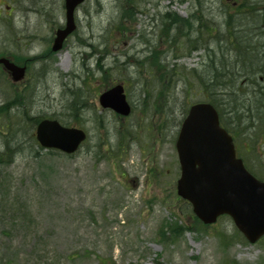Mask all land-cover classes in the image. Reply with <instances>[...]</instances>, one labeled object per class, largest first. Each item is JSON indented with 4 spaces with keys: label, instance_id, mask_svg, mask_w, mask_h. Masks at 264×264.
<instances>
[{
    "label": "rangeland",
    "instance_id": "rangeland-1",
    "mask_svg": "<svg viewBox=\"0 0 264 264\" xmlns=\"http://www.w3.org/2000/svg\"><path fill=\"white\" fill-rule=\"evenodd\" d=\"M194 1L203 12L201 17L218 30L228 14L235 11L233 0H86L76 12L77 30L59 52L43 62L34 61L29 82L11 88L9 78L0 72L3 90L0 102L7 96L14 98L15 89L17 94L31 85L37 101L29 108L32 115H56L63 123L77 125L89 135L88 141L73 156L42 151L35 157L33 153L39 150L31 139L35 129H29L23 121L20 129L14 118L3 117L5 130L13 123L12 139L22 142L23 152L12 163L0 165V264L7 259L10 264H101V261L106 264H224L226 260L264 264V240L251 244L241 234L235 235L236 227L230 217L220 219L206 232L186 231L176 242L162 243L158 235L166 220H175L177 215L189 220L192 215L176 198L180 169L173 137L190 98L198 99L194 89L188 94L189 84L180 75V68L183 74L184 68L201 66V54L206 49L201 46V51L193 49L190 56L176 58L169 46L176 48L185 41L161 36L162 14L170 10L189 17ZM2 2L0 52L44 54L55 30L64 25V0ZM128 7L135 11L132 21L123 16ZM244 18L245 25L239 27L245 28L246 34L256 31L263 20L261 16L255 22L251 17ZM199 30L204 46L213 44L209 58L218 49L219 39L223 46L227 45L224 31L219 30L221 36L213 39L205 29ZM84 44H94L95 51ZM145 47L147 51H143ZM154 50L179 73L167 90V99L161 102L162 113L156 114L157 84L151 63L146 62ZM165 51L170 52V57L163 55ZM257 51H261V46ZM178 52L184 53V45ZM248 54L240 57L243 63L248 64ZM97 62L105 69L104 77L97 69ZM261 64L264 69V62ZM45 67L44 76L41 73ZM199 71L204 80L208 79L204 70ZM232 73L233 84L227 87V92L239 94L236 81H241L243 76L236 69ZM247 73L256 78L257 71L252 75L251 70ZM197 75L196 72V78ZM166 80H169L168 74ZM126 81L133 112L121 118L111 110H104L97 95L116 82ZM260 84L264 85V79H260ZM92 85L97 91H93ZM153 85L152 97L147 98V90ZM80 87L88 104L81 119L75 122L64 106L70 96L68 88ZM219 91L221 88L217 87L215 93ZM218 98L225 100L221 95ZM245 98L244 106L249 107L253 95L248 93ZM235 104L236 101L229 107ZM150 122L154 125L152 128ZM119 131L125 137L133 133V139L116 153L114 149L121 138ZM3 140L1 134L0 146ZM108 141L112 144L111 150L105 145ZM258 153L264 159V149L258 148ZM248 158L249 164L258 169V159L251 154ZM153 167L155 176L151 174ZM189 223L194 224V220L191 218ZM219 230L221 233L217 235ZM223 234L232 241L229 247L221 245L218 236Z\"/></svg>",
    "mask_w": 264,
    "mask_h": 264
},
{
    "label": "water",
    "instance_id": "water-1",
    "mask_svg": "<svg viewBox=\"0 0 264 264\" xmlns=\"http://www.w3.org/2000/svg\"><path fill=\"white\" fill-rule=\"evenodd\" d=\"M84 0H66L68 25L59 30L53 50L62 47L64 39L75 29L73 12ZM15 79L23 77V69L3 60ZM105 107L128 115L130 107L123 87L116 86L101 96ZM83 130L66 128L58 121L44 120L38 127V139L45 147L75 152L85 140ZM179 151L182 176L178 193L190 200L195 213L206 223L220 214L232 215L239 230L256 242L264 235V182L258 181L236 158L231 136L221 128L219 115L210 104L192 107L180 132Z\"/></svg>",
    "mask_w": 264,
    "mask_h": 264
},
{
    "label": "trees",
    "instance_id": "trees-1",
    "mask_svg": "<svg viewBox=\"0 0 264 264\" xmlns=\"http://www.w3.org/2000/svg\"><path fill=\"white\" fill-rule=\"evenodd\" d=\"M240 1V7H237L233 13L228 14L223 26L220 29V31L225 32V43L227 45L223 46V41L219 39L220 42L218 49L215 48L213 57L209 58V61L203 68V73L208 74V79L206 78L204 80L202 73H199L197 75L198 79L195 82L192 80L193 78H191L192 72L186 70L185 68L182 71L183 74H181V70L179 73L184 76V80L189 84V88L191 90L194 88V92H196L197 95L202 96L204 100L214 102L219 107L223 113V124H225V126L230 131H232L237 145L244 143L245 146L251 147V151L249 152L254 154L257 147L264 148V85L260 84V79H264V69H262L263 64H261V62H264V4H262V0ZM125 12L127 15H131V8L128 7ZM260 16L261 19H263L261 25L258 26L256 31L253 30L251 32L254 33L253 36L248 37V35L251 33L246 34L245 28L239 27L245 25L243 23L245 21L244 17H251L252 22H255ZM193 17H195V21L199 24V28H197L198 30L200 29L203 31V29H205V31L208 33V36L212 35L213 28L208 25L209 20H205L203 17H200L197 14L193 15ZM168 19L171 20L172 26L178 22L181 23L182 26L180 27L179 32L185 35L184 40H186V43H188L191 48L198 49V46L202 44V40L201 37H197L200 34H197L195 39H191V31L193 26H191L190 20H183L178 15H173L171 17L168 15ZM235 20H238L239 24H236ZM184 27H188L187 32L184 31ZM165 34H169L168 30H166ZM220 36L221 34L218 32L216 37L219 38ZM246 39H248L247 43L245 42ZM258 46H261V51H257ZM207 49L210 57L211 50L213 51V48L208 47ZM219 51L220 53L218 54L219 57L217 59L216 55ZM255 53L256 55L252 56ZM245 54H248L247 60H249V66H247V62L243 63L240 58L241 56H245ZM219 58H221L220 62ZM154 64H156L158 70H161V68L165 67L160 64L157 57L154 59ZM233 69L237 70V74L239 73V75L243 76V78L240 79L241 81H236L238 83L237 88L239 92V94H234L236 96L227 92V87L233 84L231 81L233 78ZM247 70H251V75L257 71L256 78L252 79V77L248 75ZM169 73L173 78L175 77V69H171L168 71V74ZM160 80H163V78H160ZM169 86L170 85H164L163 83H161V85L157 84L156 91L158 101H156V109L158 112H160L161 109V100L163 99ZM217 87L221 88V92L219 91L215 93ZM248 93L253 95V98L249 102L250 106L245 107V97ZM220 95L225 100L219 99L218 97ZM239 96L243 97L241 98ZM79 97V94L75 93L74 102L72 104L74 105V107L72 106V109H74V112L77 114L80 112L79 104L82 102L79 100ZM237 99L242 101H237ZM254 100L257 101L254 103ZM235 101V106H232L233 108L229 107V105H232ZM75 115L76 114H73V116ZM75 117L78 120L80 119L78 116ZM28 120L33 121L32 123L34 124L38 121V117H28ZM245 133H247V136ZM16 140L17 139L9 138L7 141H5V150L0 152V164H7L11 161L15 151L14 147H16L17 144L22 143ZM259 168L260 172H262L261 175L264 178L263 161L262 163H259ZM186 229L190 230L189 227L179 223L178 221L165 223L162 226V230L160 232L162 242L166 243L169 241H176L184 234Z\"/></svg>",
    "mask_w": 264,
    "mask_h": 264
},
{
    "label": "bare ground",
    "instance_id": "bare-ground-1",
    "mask_svg": "<svg viewBox=\"0 0 264 264\" xmlns=\"http://www.w3.org/2000/svg\"><path fill=\"white\" fill-rule=\"evenodd\" d=\"M256 1H257V0H256ZM262 4H264V1L262 2ZM191 39H192V38H191ZM185 108H186V107H185ZM185 108H184V109H185Z\"/></svg>",
    "mask_w": 264,
    "mask_h": 264
}]
</instances>
